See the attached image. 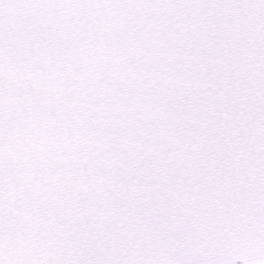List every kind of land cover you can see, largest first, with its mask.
Listing matches in <instances>:
<instances>
[{
    "label": "snow or ice",
    "instance_id": "obj_1",
    "mask_svg": "<svg viewBox=\"0 0 264 264\" xmlns=\"http://www.w3.org/2000/svg\"><path fill=\"white\" fill-rule=\"evenodd\" d=\"M264 264V0H0V264Z\"/></svg>",
    "mask_w": 264,
    "mask_h": 264
},
{
    "label": "water",
    "instance_id": "obj_2",
    "mask_svg": "<svg viewBox=\"0 0 264 264\" xmlns=\"http://www.w3.org/2000/svg\"><path fill=\"white\" fill-rule=\"evenodd\" d=\"M238 262H241V263H243V261H242V260H237V262H236V263H238Z\"/></svg>",
    "mask_w": 264,
    "mask_h": 264
}]
</instances>
